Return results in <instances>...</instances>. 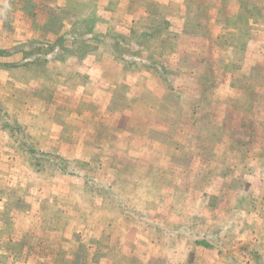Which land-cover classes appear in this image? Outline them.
<instances>
[{
	"label": "crops",
	"instance_id": "obj_1",
	"mask_svg": "<svg viewBox=\"0 0 264 264\" xmlns=\"http://www.w3.org/2000/svg\"><path fill=\"white\" fill-rule=\"evenodd\" d=\"M56 1V10L70 21L61 24L48 44L66 34L71 20L86 9L92 11L99 35L118 33L129 45L120 57L111 48L62 61L44 53V79L28 67L9 75L13 81L19 74L25 76V95L31 96L37 86L46 90L41 102L54 113L50 118L55 123L33 138V147L41 143L38 153L68 165L72 174L55 172L42 180L30 172L31 181L22 179L13 168L25 165L20 147L0 134V243L32 251L30 240L42 236L41 247L32 248H41L40 259L46 260L45 254L51 257L53 251L76 250L85 243L83 235L103 232L112 235L105 237L103 250H115L114 256L119 250L120 258L130 256L135 264L163 253L171 257L170 264H193L184 257L189 250L196 256L204 250L215 252L216 264H228L227 259L231 264H256L257 257L264 259V128L260 134L254 131L255 124L264 123V99H249L247 109L240 100L230 102L243 96V90H264L250 83L245 89L246 82H236L246 73L264 75V63L258 61L264 58L259 51L264 36L255 33L260 24L255 12L264 10V2ZM22 10L26 13L18 17L23 15V25L37 27L34 14ZM261 12L258 16L264 18ZM45 16L40 14L41 19ZM11 19L12 25L18 23L17 16ZM240 28H246L245 33ZM236 116L238 126L232 124ZM240 117L253 123L248 134L237 133L244 129ZM66 137L71 142L65 144ZM64 186L72 188L68 204L62 199L67 197L61 193ZM111 206L118 207L114 219L122 224L116 234L136 237L129 255L121 253L127 247L117 243L110 229ZM62 215L67 223L71 217L75 220L70 231L59 228ZM64 234L76 236L74 247L58 244ZM46 235L53 236L55 244ZM5 252L1 248L0 264H6ZM10 259L7 264H16L17 257Z\"/></svg>",
	"mask_w": 264,
	"mask_h": 264
},
{
	"label": "rangeland",
	"instance_id": "obj_2",
	"mask_svg": "<svg viewBox=\"0 0 264 264\" xmlns=\"http://www.w3.org/2000/svg\"><path fill=\"white\" fill-rule=\"evenodd\" d=\"M112 1L113 0H110L109 3H113ZM261 1L262 3L264 2V0H256V3L260 4ZM44 2H46V4ZM58 2L56 0H53V1L52 0H0V108L7 114V116L5 115L4 122L1 121V116H0V134H6V136L10 138L11 141L15 144L13 145L14 147L16 146L20 147L19 148L21 150L20 153L22 154L23 159L25 158L24 159L25 165L22 166L21 163H16L13 168H15V171L18 174H23L22 179L29 178L30 181L35 174H36L35 175L36 179H38L39 177L42 180H45L46 178L52 175H55V172L62 173L63 176H68V177L70 174H72L71 167L70 168L67 167L68 165H65V166L60 165V164L57 165V163L53 159L49 160L47 158V156L49 155H47L46 153L44 152L38 153L39 152L38 150L43 149V146L41 145V143L36 145V147H33L34 142H36V140L33 138L34 137L37 138V136L39 137L40 136L39 134H44L42 130L44 131L46 130V132H48V130L51 127H53L55 123L51 120L52 118H54V113L49 111V109L45 105H43L41 102L42 98L47 97L46 90H44L43 86H37L36 89L32 92L31 96L25 95V93L23 92L24 91L23 88H25L23 86L24 85L23 80L25 79V76L22 74H19L17 75V79L14 81L12 78L9 77V75L13 76L15 72L17 71V69L19 68L17 67V64H20L21 62H23V57H22V54L20 53L21 47H24L22 46L23 44H27L28 47L32 46V47H29L31 50H33V48H36V49L40 48L39 46H37L38 44H41V47H44L46 44H48L49 40L51 41L52 38H54L59 33V31L62 28L61 24L66 25V23L70 21L65 13L63 15V13L61 14L60 11L56 10L57 8H59ZM24 8H26L29 14L35 15V17L33 15V18L31 19L33 23H35V26L37 27H34L32 25L30 27L23 25L24 23L23 15L18 17V14L26 13L22 10ZM261 11H264L263 7L262 9L257 8L255 12L257 15L256 20L257 21L259 20L260 22V24L256 23L255 33L257 34V32H259L258 34H260V36H264L263 34L264 28L261 26V24H263L264 18L258 16L260 13H262ZM44 13H47L49 16H45V19H41L44 17L40 18V14H44ZM84 14L86 13L85 12L81 13V15H84ZM12 15L17 16V20H15V22H18V23H16L15 25H12V23L14 22V20L11 19ZM245 30L246 28H242V29L240 28L241 33L242 32L245 33ZM228 36H231V32L228 33ZM14 41L19 42V43L11 47H8L9 44L12 45ZM128 45L129 44L127 43L125 47H127ZM260 46H261V49L259 51H261V53H264L263 45H260ZM36 52L39 53V51H36ZM44 53H47V52H44ZM15 54L17 55L14 56ZM42 55H43L42 53L41 55L40 54L32 55L33 56L32 58L37 59L38 57L41 56V58L43 59ZM260 60L264 63V58L258 60L261 63ZM118 61H121V60H118ZM258 61L256 60V63H258ZM38 62L39 63L35 65L36 66L35 70L37 74H33V75L36 78L44 79L46 77L47 70L46 72H40L39 70L42 69L41 66H44L43 65L44 63L42 64L41 61H38ZM242 72L246 73L245 69H242ZM255 76L256 77H254L252 74L246 73V74L240 75L237 78L236 82H240L242 84L243 82H246L245 89L247 88V85L249 83L254 84V85L256 84L257 87L264 86V75L258 76V74H256ZM15 82H17V88H16V85L14 84ZM56 93L62 94L58 91L54 92V94ZM48 94H52V93L48 92ZM242 95L243 96L238 95L239 97L237 96V98L231 99L230 102L234 104L235 102H238V100H240L241 101L240 105L242 109H247L249 99H252V100H256V99L263 100L264 99V90L260 91L258 89V90H252L251 92H248L247 90H243ZM63 97H65L64 94H62L61 99ZM176 97L177 96L175 95V97H173L172 99L174 100L176 99ZM65 103L68 104L67 101H65ZM66 108H71V106L67 105ZM51 115H52V118H50ZM60 116L61 114L58 113L57 117L60 118ZM253 117H256V116H253ZM260 117L264 118V113H262ZM234 118H235L234 120L232 119V124L234 126L235 125L238 126L239 124H237V116ZM239 120L241 121V117ZM6 121L16 128H13L12 130H8L9 125L5 123ZM260 123H261L260 125L255 124V129H254V131H256L255 134H260L261 131H263L264 123L263 122H260ZM252 124L253 123L248 124L247 120L243 119V122L241 121V127H243L244 129L243 131L241 129L237 130V133L241 132L240 134H248L249 126ZM20 129L21 131L19 133L18 130ZM8 131H10V134ZM250 132H253V129ZM32 139L34 141H32ZM63 142L65 144L67 142H71V137H66L65 139H63ZM1 149L2 148H0V150ZM21 157L19 156V159ZM30 172L33 173L34 175H32ZM60 188L62 187H58V192H60ZM32 189L34 190L35 188L32 187ZM71 189L72 188L66 187V186L63 187V190L61 189V193H65L64 195H67V197H62V199L67 204L71 202V198H72ZM64 191H68V192L66 193ZM73 192L75 193L76 191H73ZM80 193L81 192H79V194ZM81 202H82L83 207L85 208L89 207L87 201L85 202L81 200ZM60 207L64 208L63 205ZM110 208H111L110 214L112 216L110 220L111 221L110 229L114 231V233L112 234L116 238L117 243L121 241L122 244H124V246L127 247L126 249L127 251H124L125 250L124 249L121 253L127 252V254L129 255L130 250L128 249L129 247L132 248V243H134V241L136 240V237L133 234H121V235L116 234V232L120 231L119 229H117L118 228L117 226H121L122 224H120V221L118 219L117 220L114 219V217L119 213L117 211L118 207L111 206ZM54 212L55 211L53 209L52 211H49L47 215H51ZM67 220L68 219L66 215H62L59 220L58 226L59 228H63V231H65V229L67 231H70L71 228H73V223L75 222V220L72 219V217L68 223H67ZM134 221H135L134 219L128 220L129 223L134 222ZM111 236L112 235H106L103 232H101L97 236L83 235L82 237L84 238L85 243H81L80 247L76 248V250L64 249V250H60L59 254H57L56 251H53L51 254V257L45 254L44 257L46 258L47 261L40 259L41 248L39 252L37 251V249L32 248L33 246H40L38 244H40L39 239H42V236H36L37 239L34 238L30 240L31 244H36V245H31L28 242H26V244H29V247L31 248L32 251L21 249L19 246H16L17 244L10 247L9 245L10 242H5V245L1 243L0 244L2 245L1 248H4L6 252L10 250V253H11L10 256L12 258H13V255L15 258L17 257V259L15 260L16 264H45L44 262H48L47 264H135L131 262L132 257L130 256H128V258L126 257L120 258L119 250H116L117 253L115 256L113 254L115 250H112V252H106L105 250H103V246H105V244L107 243L106 241H104L105 237H111ZM46 237L51 238L53 236L46 235ZM189 237L186 239H188V241L191 243L192 238H189ZM58 240H59L58 244L61 243L64 246L72 245V247H74L75 242L78 239L74 235L64 234L63 237L58 238ZM230 240H231V236H228L226 240L227 244H229ZM42 242L43 241H41V243ZM53 243L55 244L54 237L52 239V244ZM89 244H91L90 251L88 248ZM95 247L98 250H95ZM115 248H117V246ZM6 252L3 255V259H4V263L7 264V262L11 261V259H10V256L7 255ZM132 253L135 254V252H132ZM186 253L184 257L186 258L187 261H190V263L193 262V264H198V263L199 264H216L217 262L215 252L212 254V253H207L204 250L203 253L201 252V254L198 256H196V253L193 250H189L187 255ZM177 258H179V256H177ZM196 259L197 261H195ZM256 259H257V263L255 262L256 264H263V261H264L263 258L257 257ZM170 261H172L171 257H169L167 253H163V255H161L158 259H147L146 261L143 260V263L144 264H170L171 263ZM226 261L229 262L228 264H231V261L229 259H227ZM178 264H183V263L178 261Z\"/></svg>",
	"mask_w": 264,
	"mask_h": 264
},
{
	"label": "trees",
	"instance_id": "obj_3",
	"mask_svg": "<svg viewBox=\"0 0 264 264\" xmlns=\"http://www.w3.org/2000/svg\"><path fill=\"white\" fill-rule=\"evenodd\" d=\"M83 12H85L86 14L72 19V22H70V28L68 29L66 34L57 37V40H55L53 43L46 44L44 47H41V44H38L37 46H39L40 48H33V50L29 48L32 46L28 47L26 44H23L22 46L24 47H21L20 51L23 57V62L17 64V67H28L29 69L34 70L35 74H37L35 65L39 63L38 61H41L43 64L47 62V59L43 58V60L41 56L35 59L32 58V55H41V53L44 54V52H47V54H51L54 60L57 59L59 61L69 59L68 57L71 56L81 57L85 53H101L105 48H111L114 53H119V57L121 55H124L127 51V47H125L127 44L126 38H122L119 35L112 34H109L108 36L99 35L98 32L95 31V21L93 19L92 11L84 9ZM109 38L112 39V41L108 43V41L110 40ZM36 51H39V53H37ZM120 60L124 59L121 58ZM41 67L42 69L39 71L45 72L43 68L44 66ZM5 115L7 116L6 112L1 110L0 108L1 121L3 122L5 119ZM5 123L9 125L8 130L16 128L9 124V122L7 121ZM18 131L20 133L21 129ZM8 132L10 134V131ZM47 158L49 160L54 159V157L50 155L47 156ZM58 164L59 163H57V165Z\"/></svg>",
	"mask_w": 264,
	"mask_h": 264
}]
</instances>
